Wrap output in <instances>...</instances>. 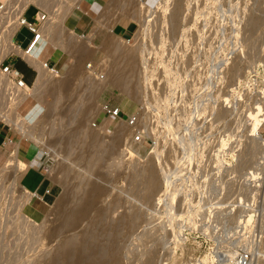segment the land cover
<instances>
[{
  "label": "rangeland",
  "instance_id": "1",
  "mask_svg": "<svg viewBox=\"0 0 264 264\" xmlns=\"http://www.w3.org/2000/svg\"><path fill=\"white\" fill-rule=\"evenodd\" d=\"M81 1L14 0L61 25L43 59L55 69L20 113L0 103L3 122L24 118L0 121V264H52L73 235L83 264H117L115 252L118 264H239L243 249L264 264V0H83L94 14ZM29 37L23 26L14 39ZM12 61L30 83L33 69ZM105 100L139 123L104 115ZM138 127L147 135L133 143ZM197 150L226 171L201 161L191 174ZM30 167L43 197L32 173L20 179ZM150 174L147 196L135 183ZM73 250L64 264L79 260Z\"/></svg>",
  "mask_w": 264,
  "mask_h": 264
},
{
  "label": "built area",
  "instance_id": "2",
  "mask_svg": "<svg viewBox=\"0 0 264 264\" xmlns=\"http://www.w3.org/2000/svg\"><path fill=\"white\" fill-rule=\"evenodd\" d=\"M7 2L4 3L3 1H0V35H1L2 29L5 26L11 25L12 23L16 22L17 27L13 33V40L22 49H24L25 52H28L32 48L33 44L36 41L38 42L42 38V34L39 29H40L41 23L47 18L48 12L45 9L37 5L38 6L37 10H35V12L32 14L31 17H27L25 12L30 3L23 9L21 13L17 14L16 13L17 8L15 4L13 3L14 0H11V1L8 0ZM1 13L3 16H1ZM2 18H5L6 20V22L4 21L5 23L3 22ZM23 26L30 32V37L28 38V41L26 42L25 45H21L19 42H17L14 39L17 31ZM13 57L23 58L29 64V66L33 68V66L20 53L15 52L13 50L9 51L4 57L0 59V74L2 75V77L0 78V103H3L4 98L6 100L7 97H11L15 95V92L17 91L27 90L26 89L27 86L31 83V82L27 83L24 80L23 72L17 69V67L14 65L12 61ZM44 64L46 66H50L49 61L47 59L45 60ZM50 67H53V66H50ZM88 67H90V64H88ZM256 67H257V64H256ZM253 71L255 70L253 69ZM249 78L250 80L252 79L250 75H249ZM256 98L261 100L259 97H256ZM100 110L107 117L111 116V117H117L119 119H123L128 125H131V126H134V125L136 126L140 121V116L138 115L137 112L125 115L123 110L118 105L111 104L108 100H105L100 103ZM0 121L6 124L1 119ZM91 125L96 126L97 124L94 120H92ZM145 135H147V131L145 130V128L138 127L136 128V130H134L133 135L130 138L131 142L140 143L143 140H145ZM3 141L9 142V141H12V139L6 136V138ZM210 154H211L210 151H204V150L193 151L192 155L194 156H193L192 162L190 163V165L192 164V166H190L191 169H189L191 174L193 175L195 174V176H198V174L196 175L198 170L196 172L195 170L200 167L201 161H202V164H204L205 166H210L212 168L214 167L218 171H220L223 168L224 169L223 171H226V166H219V167L216 166L215 162L211 160ZM251 170L259 171L260 167L258 165H255V166L253 165L252 167H248L246 171L250 173ZM34 190H37V189H34ZM46 193H49V188H45L43 190L41 194L42 197ZM250 256L251 254L249 253V251H246L243 249L239 252L237 256L238 257L237 260H239L241 264H248L250 260Z\"/></svg>",
  "mask_w": 264,
  "mask_h": 264
},
{
  "label": "bare ground",
  "instance_id": "3",
  "mask_svg": "<svg viewBox=\"0 0 264 264\" xmlns=\"http://www.w3.org/2000/svg\"><path fill=\"white\" fill-rule=\"evenodd\" d=\"M1 1V0H0ZM11 1V0H10ZM40 4H49V0H38ZM7 2V1H6ZM5 2V3H6ZM8 3V2H7ZM15 4V2H13ZM21 4L18 5V8H17V11L16 13L19 14L21 13V11L25 8V5L23 7V9H21ZM61 18V17H60ZM63 18V17H62ZM58 21H59V17L57 18ZM51 20V17L48 13V16L47 18L41 23L40 25V31H41V34H42V38H43V41L42 42H35L32 46V48L28 51V52H25L24 49H22L17 43L14 42L13 40V33L17 27V24L16 22L15 23H12L11 25H7L6 28H10L7 32H6V35L3 36L5 30L1 33L0 35V59L2 57H4L9 51L13 50L15 52H18L20 53L32 66L33 68L35 69V72H36V76L34 78L33 81H38V79L41 78V76L45 75L47 72H48V69L53 71L55 69V65L53 67H50V66H46L44 63H45V60L44 57L47 55H51V53L53 52V44H54V39L52 36L53 34V31H54V28L57 26H60V25H57L59 22H50ZM57 21V20H55ZM55 28L56 29V32L59 28ZM60 30V29H59ZM58 30V31H59ZM60 33V31H59ZM59 33H55L56 35H58ZM54 34V35H55ZM3 37V38H2ZM2 38V39H1ZM53 58V57H52ZM50 71V73H51ZM67 73V72H66ZM48 74V73H47ZM53 74V72H52ZM51 74V76H52ZM65 75V74H64ZM102 75V74H101ZM2 77V75L0 74V78ZM49 78V77H48ZM51 78V77H50ZM59 78V77H58ZM61 80V79H59ZM55 82H58V81H55ZM68 84V80H61L59 81V86L63 87V86H66ZM33 85V83H32ZM32 85H28L27 86V90L25 91H17L15 92V95L11 96V100H16V102L14 103V111H17L20 113L21 111V108L23 106V99L22 97L25 95V94H28L30 93V88L32 87ZM42 89V88H41ZM53 89V88H52ZM65 89V87H64ZM9 98V97H8ZM7 115H3L1 116L2 118L5 117L4 119V122L5 123H8V122H12L13 126L15 127H23V123L24 121L22 120L23 117L19 116L20 119L17 121V119H9V117ZM111 117V116H109ZM112 118H117V117H112ZM24 119V118H23ZM123 120V119H121ZM26 138H28V136L26 135ZM37 139H39V137H37ZM37 143H40L41 145L43 144L41 141H36ZM44 146V145H43ZM33 158V157H32ZM35 160V158H34ZM32 162L33 159H32ZM28 166V164H27ZM140 181H136L135 183V187L139 190V191H143L145 190V193L147 196H150L151 193L155 190V187H156V182H155V179L153 177L152 174L149 175L148 177V180L147 182L145 183L144 186H142ZM87 215V214H86ZM82 219V218H81ZM80 219V220H81ZM249 219H251V216H249ZM75 220L74 216L72 215H69L67 217V222L68 223H72L73 221ZM83 221V219H82ZM74 225V223H73ZM68 226V225H67ZM64 227V226H63ZM73 235V234H72ZM64 240V239H63ZM82 242V243H81ZM83 243V239H77V236H71L68 238H66L62 243H61V249H63L62 251V254L61 255L62 257H58L57 254L54 255V258L52 260V264H64L65 261L67 262V259H69L68 257H71V252L74 251L73 248L77 249L79 255H78V258L79 260L76 262V264H83V260H81V254H82V251H83V246H82ZM117 251V250H116ZM75 252V251H74ZM77 253V252H76ZM114 261L115 263L118 264V262L116 260L119 259V255L117 252H115L114 254ZM147 258V257H146ZM151 258V257H150ZM150 258L148 257L147 261L144 263V264H151L150 262ZM146 260V259H145ZM238 263H240V261L238 260Z\"/></svg>",
  "mask_w": 264,
  "mask_h": 264
},
{
  "label": "crops",
  "instance_id": "4",
  "mask_svg": "<svg viewBox=\"0 0 264 264\" xmlns=\"http://www.w3.org/2000/svg\"><path fill=\"white\" fill-rule=\"evenodd\" d=\"M83 3V0L81 1V3H80V11L81 12H83V13H87V12H92L93 14L95 13L92 9L93 8H90L87 4H86V6L83 8V7H81L82 4ZM78 20H82V21H85L86 20V17H80ZM76 25H75V23L73 24V29L75 30V31H77V29H76ZM77 33H78V31H77ZM79 34V33H78ZM17 58H19V59H21L22 61H24L28 66H29V64L23 59V58H21V57H17ZM46 60V59H45ZM33 69V71H34V75H33V78H32V81H31V83L29 84V85H32V83H33V80H34V78H35V75H36V72H35V69L34 68H32ZM4 132H5V129L3 128V124L2 123H0V137L1 136H3L4 135ZM10 142V141H9ZM13 144L15 143V141H11ZM5 143V142H4ZM7 143V142H6ZM29 146H30V148L31 149H33L34 150V148L32 147V145H30L29 144ZM34 152V151H33ZM18 157H21L20 155H19V153H18ZM24 159V158H23ZM33 166V165H32ZM29 173H32L35 177H36V179H37V182H36V184L33 186V187H29L30 189H37L38 191H39V189H41V191H43L44 190V188L46 187V185H47V183H45V177L44 176H42L41 175V172L38 170V169H36V168H33V167H30V168H27L20 176V179H21V181H23V179H24V177H26V175L27 174H29Z\"/></svg>",
  "mask_w": 264,
  "mask_h": 264
}]
</instances>
